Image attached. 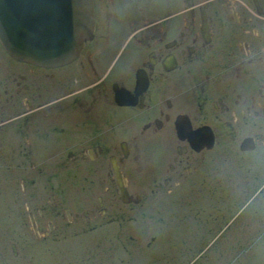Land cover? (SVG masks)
<instances>
[{
  "label": "flooded vegetation",
  "instance_id": "flooded-vegetation-1",
  "mask_svg": "<svg viewBox=\"0 0 264 264\" xmlns=\"http://www.w3.org/2000/svg\"><path fill=\"white\" fill-rule=\"evenodd\" d=\"M92 1L74 57L43 65L9 53L0 67V105L23 107L16 166L63 171L120 199L121 185L125 203L141 198L130 191L137 180L151 192L197 185L209 205L219 167L264 169V0ZM105 202L98 194V213ZM262 202L238 227L253 244Z\"/></svg>",
  "mask_w": 264,
  "mask_h": 264
},
{
  "label": "rangeland",
  "instance_id": "rangeland-1",
  "mask_svg": "<svg viewBox=\"0 0 264 264\" xmlns=\"http://www.w3.org/2000/svg\"><path fill=\"white\" fill-rule=\"evenodd\" d=\"M11 55L0 40V67ZM20 108L0 105V264H264V233L254 235L253 244L252 235L238 232L240 219L251 211L244 207L247 197L264 181V169L219 167L210 205L201 186H193V193L189 186L151 192L138 180L130 191L141 198L125 203L102 187L66 181L63 171L16 166L24 141L14 130ZM242 193L244 200L227 197ZM98 194L109 204L106 214L95 210ZM262 200L261 219L263 193L256 201ZM86 209L92 211L85 214ZM208 218L216 228L207 230Z\"/></svg>",
  "mask_w": 264,
  "mask_h": 264
},
{
  "label": "water",
  "instance_id": "water-1",
  "mask_svg": "<svg viewBox=\"0 0 264 264\" xmlns=\"http://www.w3.org/2000/svg\"><path fill=\"white\" fill-rule=\"evenodd\" d=\"M92 25V0H0V40L18 59L45 65L68 61ZM119 189L130 200L127 190ZM31 220L38 235L33 215Z\"/></svg>",
  "mask_w": 264,
  "mask_h": 264
},
{
  "label": "clouds",
  "instance_id": "clouds-1",
  "mask_svg": "<svg viewBox=\"0 0 264 264\" xmlns=\"http://www.w3.org/2000/svg\"><path fill=\"white\" fill-rule=\"evenodd\" d=\"M262 191H264V189H261L260 191L252 193L249 199L247 200V202L245 203L244 207L247 208L250 205H252L257 200V198L261 195Z\"/></svg>",
  "mask_w": 264,
  "mask_h": 264
},
{
  "label": "bare ground",
  "instance_id": "bare-ground-1",
  "mask_svg": "<svg viewBox=\"0 0 264 264\" xmlns=\"http://www.w3.org/2000/svg\"><path fill=\"white\" fill-rule=\"evenodd\" d=\"M118 172V171H117ZM122 200V199H121ZM37 224V223H36ZM33 226V225H32Z\"/></svg>",
  "mask_w": 264,
  "mask_h": 264
}]
</instances>
